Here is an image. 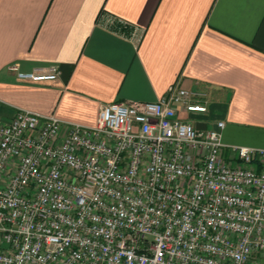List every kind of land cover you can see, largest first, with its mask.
<instances>
[{"label": "built area", "instance_id": "2783aa9c", "mask_svg": "<svg viewBox=\"0 0 264 264\" xmlns=\"http://www.w3.org/2000/svg\"><path fill=\"white\" fill-rule=\"evenodd\" d=\"M204 96L106 103L93 126L28 110L0 122V264H264V148L177 116L205 112Z\"/></svg>", "mask_w": 264, "mask_h": 264}, {"label": "crops", "instance_id": "0c3cea01", "mask_svg": "<svg viewBox=\"0 0 264 264\" xmlns=\"http://www.w3.org/2000/svg\"><path fill=\"white\" fill-rule=\"evenodd\" d=\"M52 64L58 76L39 82L9 68ZM171 86L205 94L207 110L177 105L180 119L222 121L225 144L264 148V0H0V122L28 110L93 126L103 104L154 101Z\"/></svg>", "mask_w": 264, "mask_h": 264}]
</instances>
